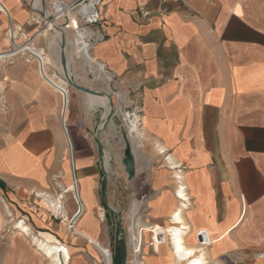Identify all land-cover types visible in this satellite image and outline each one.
<instances>
[{"label":"crops","instance_id":"1","mask_svg":"<svg viewBox=\"0 0 264 264\" xmlns=\"http://www.w3.org/2000/svg\"><path fill=\"white\" fill-rule=\"evenodd\" d=\"M54 1L0 0V55L28 46L42 59V68L20 53L0 59V264H47L32 237L18 232L22 224L40 244L66 246L71 264L70 247L46 231L49 215L59 213L68 216L69 242L85 240L93 264L96 254L107 264L99 247L110 253L103 213H96L103 157L95 143L107 149L109 130L100 129L94 97L68 85L54 26L66 37V71L75 83L97 99L109 96L102 84L112 79L140 110L155 193L142 230L151 264H175L146 240L151 233L154 246L179 209L184 246L207 264H264V0H181L165 11L158 0H101L103 39L88 50L98 72L77 50L76 22L44 26ZM74 185L81 212L72 225ZM182 195L187 200L177 202Z\"/></svg>","mask_w":264,"mask_h":264},{"label":"rangeland","instance_id":"2","mask_svg":"<svg viewBox=\"0 0 264 264\" xmlns=\"http://www.w3.org/2000/svg\"><path fill=\"white\" fill-rule=\"evenodd\" d=\"M61 25L62 24H60V26ZM108 86L109 87H107L106 84H102V88L106 90L109 95V99H110L109 101H110L111 106H110V109L108 110V113L110 114L111 112L112 114L111 120L113 122V126L107 125L108 126L107 128L109 130L107 150L109 152V157H110V160H109L110 165L108 164V167H107L108 173L105 171L103 161H101V166L103 170L102 202L104 201V196H105L107 205L110 207L116 208L119 211L118 213L121 216L120 222H121L122 233H119L118 231V227H117L118 220H117L116 215H114L110 210L105 208L103 204H102L101 210L96 211V213L102 212L104 216V221L101 223V229H102V232H104L105 230L108 231V236L105 242V246L109 248V251L111 253L112 264H120L121 262L122 242H124V245L126 248V264H129V261H131L133 257L132 252H131L132 251L131 249L132 234L136 230V227H139L142 230L145 224H148V225L150 224L146 217V215H148V211H146V209H148V206L150 207L151 210L153 209L152 203L148 204V200L155 193L153 192V189H152L153 188L152 182L150 181L148 185H143L142 178H141V176L143 177V173H138V170L144 166L143 159H137V161L134 159L136 162V167L134 168L132 177L130 179L128 178L127 173L125 172V166L123 164V160L129 159L131 157L134 158V156H133V153L132 155H125V151L131 148V144L129 142V137H128L129 135L126 132V130L122 128L119 114L118 112H116L115 107H114L115 106L114 94L118 92H123L125 90L119 86L117 89H114L112 81L108 82ZM93 89H98V88H93ZM80 103L81 105H83L84 104L83 100H81ZM112 106H113V110H112ZM159 153L160 152L157 149V154ZM160 156L164 157L163 155H160ZM163 159L165 160L167 159V157L162 158V160ZM68 174L70 175L69 172ZM104 192H105V195H104ZM175 196L178 197L177 194ZM72 198L77 207V203L75 202L73 196ZM180 199L181 198L176 199V201L184 202V200H180ZM133 201H141L142 207L140 206L139 208L140 214H138L136 217L137 221L131 217V209H132ZM161 202L162 201L160 200L158 203H161ZM29 205L30 206L35 205V202L31 201ZM64 219H68V216L62 215L60 213L59 215H49V220H50L51 225L49 229L46 231H48L49 233L57 237V239L61 243L67 244L70 247L71 257H72L71 264H93V261L90 259V256L88 255V244L86 243L85 240L76 237L77 239L73 243L69 242L68 239L71 237L72 234L69 233L67 225H66L67 223L64 221ZM102 220H103V217H102ZM18 222H19L18 220L13 221V226H15V224ZM168 225H169V222L166 226ZM13 226H11L10 232L15 230ZM164 228H162L161 230H158V232L156 233L155 240L157 238L158 239L164 238V235H165L164 234L165 231L163 230ZM39 231L46 232L45 230H42V231L39 230ZM64 232L67 234V240L62 238L61 236ZM101 234L103 237L104 233H101ZM144 240H145V233L143 232V242ZM146 242H147V247L150 250L155 248L153 246V240H152L151 233L148 234ZM140 247L144 254L141 256L142 264L153 263L154 258H148L146 256L147 249L143 245V243L140 245ZM95 259L98 264H104L102 261V258L98 254L95 255Z\"/></svg>","mask_w":264,"mask_h":264},{"label":"bare ground","instance_id":"3","mask_svg":"<svg viewBox=\"0 0 264 264\" xmlns=\"http://www.w3.org/2000/svg\"><path fill=\"white\" fill-rule=\"evenodd\" d=\"M48 24H50V21H48L46 23V25H48ZM53 28L60 34V40H61V37L64 36L63 32L58 27L54 26ZM73 33H74V36L76 37L75 40H76V44H77V50L80 53L81 58L85 61V63H87L90 66L91 70H93L94 72L95 71L98 72L99 67H97L96 64L93 62V60L90 58V55L88 52V50L91 48V43L88 40V37L91 35V30H89V29H84L81 31L76 30V32H73ZM65 40H66V37H65ZM67 45L68 44L66 42V49H67ZM66 49L64 51L65 55H66ZM60 50L61 49H60V41H59V54H60ZM62 70H63V68H62ZM63 74H64V77L66 80L68 78H70L68 76L67 71L65 72L63 70ZM105 76H106L107 81H109L111 79V77L108 74H106ZM57 89L61 92H65L63 90L64 88L62 89L61 87H57ZM106 93L108 95L107 91H106ZM84 95H90V94H84ZM92 96L94 97V100H96L97 103L101 107L102 118L104 120H106L107 117L109 116L108 110L110 109V106H111L110 101H109L110 100L109 96L106 97L105 94H102V95L97 96V99H95V95H92ZM114 98H115V106L114 107H115L116 112H118V113L121 112L122 108H124L125 106H127L131 102V100L128 98L127 94L124 92H118V93L114 94ZM66 106L67 105L64 103V111L65 112H66V110H65ZM112 110H113V106H112ZM108 125L113 126L112 120H108ZM133 131H135V133H133ZM128 137H129V142L131 144V150H132L134 159L136 161H137V159H143L144 160V166L138 170V173H143V177L141 176L142 184L148 185L149 184V172L148 171L150 170L151 161L145 156L144 151H143L142 139L144 137H140V135L138 134L136 129L131 130L129 132ZM102 157H103V163H104L105 171L108 173L107 167H108V164L110 165V162H109L110 157H109V152L107 149H103ZM171 168H175V167L173 166ZM69 173L71 175V169H70ZM73 188H74L73 197H74L75 202L77 203L78 209L70 221V223L72 225L75 222V220L77 219V217L80 215V212H81V208H79L80 204L78 201L76 185H74ZM138 192H140V191H138ZM181 197L183 198L182 200H184V201L187 200L183 195ZM58 203L60 205V202H58ZM140 206H141V201H133L132 209H131V217L134 218L135 220H136V217L138 215ZM110 208L117 213L119 212L116 208H113V207H110ZM170 222H171V225L169 227L165 228L164 238H161V239L157 238L156 239L155 244H154L155 249L158 250L159 253L162 254V256H164L166 259L173 260V262L175 264H207L206 259L204 257L199 258L198 256H196L195 249L186 248L184 246V237L186 235L185 234L186 228L184 226L185 224H184V220L182 218L180 209L175 210V212L172 213V215L170 217ZM139 223H140V221H139ZM139 223H137V224H139ZM142 230H143V228H142ZM142 230L139 227H136V230L132 234V239H131L132 251L131 252L133 255V264H140V261H141L140 257H141V255H144L143 251L140 247V245L143 243V232H142ZM18 232L22 236H31L32 237V241L35 242V245L38 246L39 252H41V254H43V256L47 259V261H48L47 264H70L69 249L66 246L49 247V246H44L43 244H40L38 242V240L36 239V237L33 235L31 228L29 226L24 225V224H22L19 227ZM165 238H167V240H165ZM98 250L101 253L102 257H104L106 259V263L111 264V254L106 249L101 248V247H99Z\"/></svg>","mask_w":264,"mask_h":264},{"label":"built area","instance_id":"4","mask_svg":"<svg viewBox=\"0 0 264 264\" xmlns=\"http://www.w3.org/2000/svg\"><path fill=\"white\" fill-rule=\"evenodd\" d=\"M162 8V11H165V6L168 4H178L181 0H158ZM101 5V0H73L71 2L65 3L61 0H56L50 5V16L46 17L44 21V26L48 21H53L54 19H62V27L67 28L72 20L77 23V28H74L70 31L76 32V30H91V35L88 37L91 47L101 41L103 37L97 31L96 27L99 23V7ZM149 12L141 10V16L147 17ZM60 26V24L58 25ZM60 26V27H61ZM20 53L25 57V61L29 62L32 58H35L39 65L42 68V59L30 51L28 46H25L22 49H19L14 52H8L0 55V59H6L10 56ZM104 69V67L102 66ZM112 80V79H111ZM110 80V82H111ZM62 93V92H61ZM63 95L65 94L62 93ZM66 95V94H65ZM121 121V126L129 135V132L133 129H136L140 137H144V132L142 129L140 110L137 105L130 102L127 106L122 108L121 112L118 113ZM135 133V131H133ZM256 258H262L263 254H256Z\"/></svg>","mask_w":264,"mask_h":264},{"label":"water","instance_id":"5","mask_svg":"<svg viewBox=\"0 0 264 264\" xmlns=\"http://www.w3.org/2000/svg\"><path fill=\"white\" fill-rule=\"evenodd\" d=\"M43 6H44V3H43ZM43 19L46 20V17L43 15ZM60 64L63 68V70L66 72V67H67V61H66V55L64 53L65 49H66V40H65V37L62 36L61 37V40H60ZM68 82V85L73 89V90H76L78 92H81L83 94H90V95H97V92L96 91H93L89 88H86L84 86H81L77 83H75L73 81V79H70L68 78L66 80ZM64 93V92H62ZM64 101H65V104H66V95L64 94ZM112 118V114L110 112L109 116L107 117L106 120H104V122L102 123L101 125V128L100 129H104L107 125H108V120H111ZM96 143V146H97V149L100 153H102L103 151V148L100 144V142L98 141V139H96L95 141ZM125 155H132V150L131 148H129L128 150L125 151ZM123 164L125 166V172L127 173V176L128 178L130 179L132 177V173L134 171V168H135V160L134 158H129V159H125L123 160ZM105 178V176H104ZM104 195H105V192H104ZM103 204H104V207L107 208L108 210H110L114 215H116L117 217V220H118V224H117V227H118V231L119 233H122V229H121V216L119 213L113 211L106 203V198L104 196V201H103ZM120 264H126V248H125V245H124V242H122V256H121V262Z\"/></svg>","mask_w":264,"mask_h":264},{"label":"trees","instance_id":"6","mask_svg":"<svg viewBox=\"0 0 264 264\" xmlns=\"http://www.w3.org/2000/svg\"><path fill=\"white\" fill-rule=\"evenodd\" d=\"M0 188L4 189V184L0 182Z\"/></svg>","mask_w":264,"mask_h":264}]
</instances>
